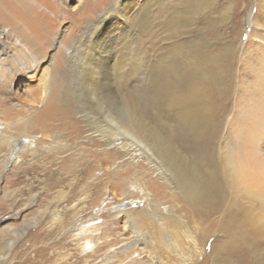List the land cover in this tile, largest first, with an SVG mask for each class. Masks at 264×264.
<instances>
[{"label":"bare ground","instance_id":"1","mask_svg":"<svg viewBox=\"0 0 264 264\" xmlns=\"http://www.w3.org/2000/svg\"><path fill=\"white\" fill-rule=\"evenodd\" d=\"M186 1L189 6H197L195 0ZM148 2L149 0L139 3L135 7V0H115V11L111 6L110 13H102L96 21L90 20L82 32L83 40L77 46L74 60L69 59V67L75 76L76 94L78 89H86L88 96L92 95L90 104L97 111L90 110L84 114L88 116L87 121L90 125L95 127V132L101 138L108 139L114 146V140L119 137L117 144H120L119 147L123 151H127V155L142 157L146 165L156 171L160 188L155 187L156 189H153L155 191L152 192V189L145 186L135 187V190L146 199L143 206L129 208L133 202L122 201L114 203L109 208L113 211L110 230L116 228L113 224L120 220L123 222L125 233L116 230V238L109 242L108 237L111 235L109 230L106 232L107 238L106 236L101 238L99 247L84 240L77 251L81 257L84 256L86 264H111L115 258L120 259L118 264H205L203 255L210 231L208 229L210 225H205V222L212 218L214 222L224 220L225 226L222 227V231L228 234L226 243L222 242L221 245L216 243L215 254L212 251L213 247L206 252L213 264L232 263L228 256L231 254L234 256V253L238 254L235 260L239 264H247V259L248 264H256L255 252L264 242V206L249 200L243 194L226 191L216 180L211 165L229 146L240 141L259 144L256 140L258 130H262L264 135V0H256V10L253 14L249 12L245 14L244 39H238L239 51L244 57L240 58L234 76L235 84H232L234 97L232 112L226 115L223 112L224 116L217 122L214 118L217 114L215 103L212 102L209 90L220 91L224 82L208 70L213 66V60L212 57H205L206 49L202 46L206 44L201 46L199 37H196L194 42L187 41L183 44L184 47L187 43L195 47L191 54L181 46L174 47L171 55L164 57L166 59L163 64L152 66L146 86L138 90L139 96L129 94V90L126 89L127 93L121 95L124 102L118 105L115 104L113 95L108 93L109 89H103V78L108 75L114 76L116 74L114 72L121 69L119 63L123 62L121 59L126 54H123L124 46L123 50H117L112 46L113 41L110 42L117 37L113 33L119 29L116 21L120 19L123 22L125 27L123 34L128 35L132 27L134 31H144L149 17L138 16ZM209 2L210 0H201V3ZM42 3L43 7L40 6ZM61 3L63 5L64 1L61 0ZM113 3L114 0L112 5ZM168 4L163 2L161 7L166 8ZM50 6V1L46 0H0V11L5 15L7 22L19 23L14 34H11L15 39L13 47L4 45L0 40V105L5 103L6 93L15 80L35 78L38 80L36 94L26 91L27 104L20 105L17 110L30 111L32 118L34 116L33 119L40 121L45 115H51L47 114L44 107L49 98L54 65L57 63L54 55L49 53L50 46L44 43L47 36L43 23L47 20ZM226 10L229 19L230 9ZM129 18H135V26L126 23ZM173 18L174 16L164 24L169 26L174 23ZM71 31L72 27L66 30L58 29V38L61 35L69 36ZM237 32L239 31L232 34L235 40ZM1 34L2 31L0 36ZM56 36L53 37L55 41ZM5 42L8 45L11 43L10 39L6 38ZM231 42L232 39L226 44L229 46ZM197 45H200V50L196 49ZM67 57L70 58L68 55ZM109 62H112L111 68L108 66ZM98 85H102L103 88L100 86L102 89H97ZM23 87L26 89V86ZM78 98L80 97L77 95L76 99ZM39 103H42L41 114L35 112ZM12 106L16 109L15 105L5 107L12 109ZM13 113L18 114L15 110ZM28 124L30 126L32 123ZM5 128L7 130L10 126L7 124ZM220 130L222 137L216 145L215 137ZM0 142L7 147L0 161L1 173L8 163L21 162L23 156L33 158L37 147L44 139L42 137L38 139L33 135L9 136L2 137ZM263 142L259 145L264 146ZM42 148H49L48 143L43 144ZM165 186H168L171 195L172 193L177 195L186 204L184 208L180 207L184 216L181 213L179 216L168 213L156 200L154 192H163ZM148 191L151 194L147 193ZM13 192L14 190L5 189L3 195L10 196ZM132 194L133 192L128 189H123L119 193L122 196L121 200ZM57 196L63 199L64 205L59 208L56 204L50 210L49 231L53 226H63L67 216L71 214L80 221L79 237L84 235L88 227L84 226L86 223L82 222L80 212L87 204L86 198L76 201L74 192L61 193L58 190L53 197L54 200L48 201L49 207ZM23 207L16 208L14 213L0 215L2 233L9 235L5 240L4 252L0 254V262L9 259L15 242L25 233L26 227L39 221L47 209L43 208L32 218L22 219L24 227L7 225L12 217L22 212ZM102 210L103 208L97 209L94 214ZM185 217L190 219V227V224L185 225L187 222ZM171 219H174L176 224H172ZM146 221L150 224L152 232L143 226ZM182 227L183 235L179 231ZM181 241H187L189 245L181 248L178 243ZM59 243L54 241L52 253H48L44 248L36 249L37 264L67 263L72 253ZM98 252L101 253L98 255L96 254ZM245 253L248 257L243 256ZM92 256L100 257V260L89 261L88 257Z\"/></svg>","mask_w":264,"mask_h":264},{"label":"rangeland","instance_id":"2","mask_svg":"<svg viewBox=\"0 0 264 264\" xmlns=\"http://www.w3.org/2000/svg\"><path fill=\"white\" fill-rule=\"evenodd\" d=\"M46 1H50L51 9L48 11L47 20L43 23L47 36H45L44 43L50 46L48 48L49 53L54 55V59L57 60L56 65H54L49 98L46 100L44 107L47 114L51 113V115H45V118L40 121V119H33L34 116L32 118L30 111L17 110L20 105L27 104L25 102L27 99L26 91L36 94L38 80L23 78L12 83L9 92L6 93L7 98H4L5 103L0 105V136L8 138L9 136L25 137L33 135L38 139L42 137L44 142L37 147L38 150H36L33 158L23 156L21 162L6 164L3 172L0 173V215L14 213L17 210L16 208L23 207L25 204V208L23 207L22 212L19 213L20 215L16 214L7 223L9 226L24 227L22 219L32 218L38 214V211L43 208L47 209L39 221L26 227L25 233L15 242L9 259L1 261L0 264H24V262L37 264L35 250L44 248L48 253H52L54 241H59L64 249H68L72 253L65 264H86L84 256L79 255L77 248L83 244L84 240L90 241L93 245L96 244V247L100 246L101 238L107 235L106 232H109L110 221L113 218V211L109 208L114 203L122 201L133 202L129 208L137 205L141 207L146 199L135 190V187L145 186L150 190L152 189V192L155 191L153 190L155 187L160 188V180L156 171L151 170L142 157L127 155V151H123L119 147L120 144H117L120 140L119 137L114 140V146L112 142L109 143L108 139L101 138L95 132V127L93 128L90 125L87 121L88 116L84 114L90 110L97 111L90 104L92 95L88 96L86 89H78L76 94V89H74L77 85L74 79L75 76L71 67H69V59L73 61L75 58L74 54L77 46L83 40L82 32L85 25L90 20L96 21L102 13H110L113 0H63V5H61V0ZM146 1L148 0H135L134 6L137 7L139 3H145ZM166 1L149 0L148 5L142 9L138 17H146V15L149 17L148 24L145 26L146 29L142 32L134 31L132 30L134 27H132L128 35H126L127 33L123 34L125 28L123 22L120 19L116 21L119 29L113 33L117 37L111 39L110 42L113 41L111 42L113 43L112 46L117 50L122 49L124 46L125 48L123 47L124 50H122L124 51L123 54H126L121 59L123 62L119 63L121 69L117 72L113 70L114 74L116 73L114 76H105L103 78L104 88L102 85L100 86L103 89H109L108 93L113 95L115 104L121 105L124 102L121 95L127 93L128 90L129 94L139 96L138 90L146 86L152 66L163 64L166 59L164 57L171 55L174 47L181 46L191 54L195 47L191 46L190 43H187L185 47L183 44L187 41L194 42L195 38L199 37L201 40L200 45L206 44V46L201 45L206 49L205 57H212L211 60H213V66L208 70L213 76L220 77L224 82V86L220 91L217 89L209 90L212 102L214 101L216 107L217 114L214 118L217 122L222 116L232 112L231 107L234 101L232 84H235L234 76L240 64V58L244 57L241 56L239 51L238 39H244L245 14L247 12L253 14L256 10V0H214V6L208 7L198 17L192 15L197 6H189L186 4V0ZM163 2L165 4L169 3L166 8L161 7ZM40 6L43 7L44 4L42 3ZM226 8L230 9L229 19L226 16ZM173 16L174 23L166 26L164 22L172 19ZM18 25L17 21L7 22L5 15L0 11V31L4 34V36L1 34L0 40L4 45L13 47L15 39L11 37V34H14ZM8 26L10 29H8ZM71 27L72 31L70 35L68 34L69 36L61 35L58 38V29L64 28L66 30ZM235 31H239L236 40L232 38ZM55 36L57 37L56 41L53 38ZM5 38L10 39L11 43L9 45L7 42L4 43ZM128 38L131 40L127 41ZM231 39L232 42L228 46L226 42L229 43ZM200 45H197L196 49L200 50ZM200 56H203V54H200ZM111 64L112 62L108 64L110 68L112 67ZM107 74H109V71ZM109 76L110 78H108ZM22 86H26V89ZM100 86L98 85L96 88L102 89ZM77 95L80 98L76 99ZM8 105H15L16 109L13 106L12 109L5 107ZM41 106L42 103H39L35 110L38 114H41ZM14 110L18 114L13 113ZM223 112L224 115H222ZM28 123L32 124L29 126ZM7 124L10 128L6 130ZM220 133L217 132L215 137L216 145L222 137L221 130ZM2 137L0 140H2ZM257 137H255L257 142L262 144L264 137L262 130H258ZM47 143L49 148H42L43 144ZM6 149L5 144L0 142V161L3 159V154L6 153ZM5 189L14 190V192L10 196H4L3 190ZM123 189L131 190L133 194L121 200L122 196L119 193ZM58 190L61 193L74 192L76 196L74 200L76 201L77 199L86 198L87 204L80 212L83 217L82 222L86 223L84 226L88 227V231L84 235L79 237L81 231L78 223L80 221L71 214H68L70 217L67 216L63 226H53L49 231L50 210L56 204L59 208L64 205L62 204L63 199H60L58 197L60 195H58V198L52 201L51 206H48V201L55 197ZM154 193L153 195L157 197L156 200L161 203V206L168 213L176 216H179L180 213L183 215L180 207L184 208L186 204L177 195L173 193L171 195L168 186L164 187L163 192ZM100 208H103V210L94 214V211ZM185 220L187 221H185V225L190 224V227V219L185 217ZM223 221L214 222V219L211 218L210 221L205 222V225L211 226L208 228L210 231L206 239L205 254L203 255L206 261L205 264H213V261L207 257L206 252L213 247L214 250L212 249V251L215 254V246L217 244L221 245L222 242L226 243L228 240V234L222 231V227L225 226ZM171 222L174 224V219H171ZM114 226L116 228L110 230L109 242L112 238H116V230L125 233L122 221L117 220L113 224ZM143 226L148 228L149 232H152L148 221ZM2 230L3 227L0 225V254L4 252L5 240L9 238V235L2 233ZM179 231L180 233L183 232V227ZM180 233L177 234L181 235L182 233ZM37 234L38 238L36 239ZM178 243L181 248L189 245L187 241ZM22 253L25 254L22 255ZM100 253L96 254L99 255ZM245 255L248 257V254H243V256ZM234 256L233 254L228 256L229 261H232L230 264H239L235 260L238 254L235 255L234 253ZM255 258L256 264L264 263V242L257 247ZM88 260L96 261L100 260V257L92 256L88 257ZM119 262L120 259L115 258L111 264H118ZM247 262L249 263L248 259ZM44 264L53 263L47 262Z\"/></svg>","mask_w":264,"mask_h":264},{"label":"clouds","instance_id":"3","mask_svg":"<svg viewBox=\"0 0 264 264\" xmlns=\"http://www.w3.org/2000/svg\"><path fill=\"white\" fill-rule=\"evenodd\" d=\"M211 171L226 191L243 194L264 206V146L237 142L222 151Z\"/></svg>","mask_w":264,"mask_h":264},{"label":"snow or ice","instance_id":"4","mask_svg":"<svg viewBox=\"0 0 264 264\" xmlns=\"http://www.w3.org/2000/svg\"><path fill=\"white\" fill-rule=\"evenodd\" d=\"M195 2L197 4V8L192 13V15L194 17H198V16L202 15L204 10H206L208 7L214 6V0H210V2L208 4L201 3V0H195ZM112 8H113V11H115V0H114V3L112 5ZM126 23H128L130 26H135L136 20H135V18H129L126 21Z\"/></svg>","mask_w":264,"mask_h":264}]
</instances>
